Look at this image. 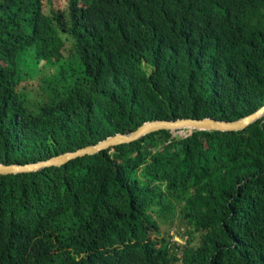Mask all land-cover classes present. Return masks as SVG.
I'll return each mask as SVG.
<instances>
[{
	"label": "trees",
	"instance_id": "trees-1",
	"mask_svg": "<svg viewBox=\"0 0 264 264\" xmlns=\"http://www.w3.org/2000/svg\"><path fill=\"white\" fill-rule=\"evenodd\" d=\"M65 1L0 0V163L264 106V0ZM0 264H264V118L0 175Z\"/></svg>",
	"mask_w": 264,
	"mask_h": 264
},
{
	"label": "water",
	"instance_id": "water-1",
	"mask_svg": "<svg viewBox=\"0 0 264 264\" xmlns=\"http://www.w3.org/2000/svg\"><path fill=\"white\" fill-rule=\"evenodd\" d=\"M262 118H264V106L260 107L257 111L247 116L239 118L236 121H223L214 118L181 119L177 121H150L143 124L134 132L118 133L114 136L108 137L103 141H100L97 144L89 145L76 151H70L58 156H54L48 160L27 164L0 163V175L37 173L48 168L62 167L74 160L97 155L121 145L131 144L143 139L150 134L160 131H172L176 137H187L189 133L194 131L237 132L239 130L246 129Z\"/></svg>",
	"mask_w": 264,
	"mask_h": 264
},
{
	"label": "rangeland",
	"instance_id": "rangeland-1",
	"mask_svg": "<svg viewBox=\"0 0 264 264\" xmlns=\"http://www.w3.org/2000/svg\"><path fill=\"white\" fill-rule=\"evenodd\" d=\"M65 3H66L65 0H45V8L47 12H49V10L51 9H59V8L62 9L65 7ZM47 74L48 73H46L44 76H46ZM41 78H42V75H39L37 77L34 76V77H31L29 81L31 83L38 85L41 82ZM175 205L177 206L176 213L173 212L175 213V216L172 217V214L168 213L169 215L168 214L166 215V218H164V221L160 222L161 233H162L161 236H166L167 234L171 233V231H174L172 233H174V235H177L176 233L177 231H182V229H186L184 226L180 225L181 223L179 220V213H180L179 211L181 209V203L176 202ZM179 239L181 240V242L186 241L185 239L180 238V236H179Z\"/></svg>",
	"mask_w": 264,
	"mask_h": 264
},
{
	"label": "built area",
	"instance_id": "built-area-1",
	"mask_svg": "<svg viewBox=\"0 0 264 264\" xmlns=\"http://www.w3.org/2000/svg\"><path fill=\"white\" fill-rule=\"evenodd\" d=\"M171 235H173V243H176L179 246L185 245V242H181L178 235H174V233H171Z\"/></svg>",
	"mask_w": 264,
	"mask_h": 264
}]
</instances>
